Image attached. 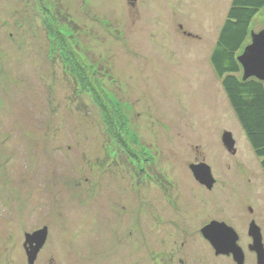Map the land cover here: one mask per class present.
Returning a JSON list of instances; mask_svg holds the SVG:
<instances>
[{
  "label": "rangeland",
  "instance_id": "obj_1",
  "mask_svg": "<svg viewBox=\"0 0 264 264\" xmlns=\"http://www.w3.org/2000/svg\"><path fill=\"white\" fill-rule=\"evenodd\" d=\"M231 3L0 0V264H29L25 236L44 228L34 264H155L161 236L193 241L165 244L163 264H233L202 238L211 220L256 264L264 173L210 64Z\"/></svg>",
  "mask_w": 264,
  "mask_h": 264
},
{
  "label": "trees",
  "instance_id": "obj_2",
  "mask_svg": "<svg viewBox=\"0 0 264 264\" xmlns=\"http://www.w3.org/2000/svg\"><path fill=\"white\" fill-rule=\"evenodd\" d=\"M263 9L264 0H232L212 52L210 64L221 81L230 105L264 173V82L256 78L244 80L243 68L239 62V57L250 44L248 42L251 39L252 22ZM91 87L100 99L97 87ZM114 127L111 126V129H114V133L118 134L117 138L122 142L124 137L120 128Z\"/></svg>",
  "mask_w": 264,
  "mask_h": 264
},
{
  "label": "water",
  "instance_id": "obj_3",
  "mask_svg": "<svg viewBox=\"0 0 264 264\" xmlns=\"http://www.w3.org/2000/svg\"><path fill=\"white\" fill-rule=\"evenodd\" d=\"M251 44H249L243 54L239 57L240 65L243 68L244 80L256 78L264 82V29L259 33L251 34ZM223 144L229 152H236V141L231 133L223 135ZM195 180L212 190L216 184L211 167L206 163L194 164L190 166ZM203 236L211 243L216 253H232L239 264H244L243 249L238 246V233L226 223L211 222L202 229ZM48 228H44L34 234L25 236V249L29 264H34L46 244ZM249 235L253 238L251 250L258 254L259 264H264V244L261 229L255 222L251 223Z\"/></svg>",
  "mask_w": 264,
  "mask_h": 264
},
{
  "label": "flooded vegetation",
  "instance_id": "obj_4",
  "mask_svg": "<svg viewBox=\"0 0 264 264\" xmlns=\"http://www.w3.org/2000/svg\"><path fill=\"white\" fill-rule=\"evenodd\" d=\"M131 1H136V0H131ZM224 145V144H223ZM225 147V146H224ZM226 148V147H225ZM227 149V148H226ZM232 155L233 156H237V151L235 152V153H233L232 152ZM201 163H206L204 160L203 161H198V159L195 161V163H193L192 165H194V164H201ZM207 164V163H206ZM191 173H192V171H191ZM212 173H213V171H212ZM192 175H193V173H192ZM213 177L215 178V180H216V184H215V186L213 187V189L212 190H209L207 187H205V186H203V185H201V184H199L196 180H195V178H194V176H193V178H194V180L196 181V183H198L202 188H204V189H206V190H208L209 192H212L216 187H217V184H218V180H217V178L215 177V175H214V173H213ZM159 185V184H158ZM220 222V223H224L223 221H219V220H211V222ZM210 222V223H211ZM209 223V224H210ZM251 223H253V222H251ZM209 224H204V226H203V228H205L207 225H209ZM227 224V223H226ZM228 225V224H227ZM251 225V224H250ZM229 226V225H228ZM231 227V226H230ZM250 227V226H249ZM162 229V228H161ZM201 234H202V231H201ZM161 236V235H160ZM202 238L211 246V248H212V250H213V252H214V256L216 257V258H220V259H226V260H229V261H232V263L233 264H239V262L238 261H236L235 260V257H234V255L232 254V253H225V254H217L216 253V251H215V249L213 248V246L211 245V243L203 236V234H202ZM248 238H249V240H251V242H252V244H253V238L249 235V231H248ZM169 240H173V237H171V239H169ZM239 241H240V237H239ZM192 243H193V241H190V240H188V241H186V242H184L181 246H179L181 243H177V241H172V242H166L165 241V236H161V240L160 241H157V245L155 244V246H151L149 249L151 250V249H153V248H156L157 249V254H155L154 256H157V258H155V264L157 263V264H163L164 263V260H163V256H161V254H163V249L165 248L164 246H165V244L167 245V244H169L168 246H170L171 245V249L173 250V253H174V255L175 256H177L179 253H181L182 255H186V254H188L189 253V249H190V247H191V245H192ZM179 244V245H178ZM252 244H249V252H250V254L251 255H253V256H255L256 257V264H259V261H258V254L256 253V252H254V251H252L251 250V245ZM263 244H264V242H263ZM238 246H240L241 247V245L239 244V242H238ZM242 248V247H241ZM243 249V248H242ZM159 251H160V254H159ZM243 252H244V264H247L248 263V260H249V255H247L246 254V252L244 251V249H243ZM200 255H202V254H200ZM199 255V256H200Z\"/></svg>",
  "mask_w": 264,
  "mask_h": 264
}]
</instances>
